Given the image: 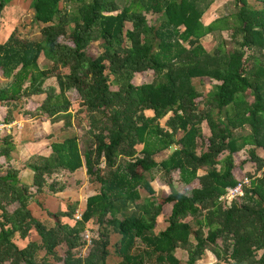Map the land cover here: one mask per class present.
<instances>
[{
	"label": "trees",
	"instance_id": "obj_1",
	"mask_svg": "<svg viewBox=\"0 0 264 264\" xmlns=\"http://www.w3.org/2000/svg\"><path fill=\"white\" fill-rule=\"evenodd\" d=\"M11 1L0 0V20ZM31 8L41 39L15 30L0 42V78L11 79L0 84V123L69 127L75 115L87 131L23 164L32 184L13 165L18 128L0 133V264H198L209 252L218 264H264V0H34ZM42 56L51 68H40ZM52 78L57 85L46 84ZM83 167L100 188L78 219L70 203L50 207L66 184L48 182ZM154 171L181 188L156 196ZM247 176L242 195L221 200ZM142 189L152 192L144 202Z\"/></svg>",
	"mask_w": 264,
	"mask_h": 264
},
{
	"label": "rangeland",
	"instance_id": "obj_2",
	"mask_svg": "<svg viewBox=\"0 0 264 264\" xmlns=\"http://www.w3.org/2000/svg\"><path fill=\"white\" fill-rule=\"evenodd\" d=\"M34 0H12L7 7L5 8V10L3 11V14L1 16V20H0V42L3 43L5 42L9 37L10 34L17 30L18 35L23 38V39H29V40H34V41H38L41 39V34H40V28H41V23L37 22L35 20L34 17V11L31 8V4ZM75 10V6L71 8H69V12L73 13ZM210 10H212L210 12ZM208 12V17L207 22H210L211 20L219 17L220 15H222L223 13V6L220 4L219 6H213ZM212 14L211 18L210 15ZM224 36L227 38L229 35V31H226L223 33ZM206 46L208 48H211L213 46V38L211 36H209L208 38H206L204 40ZM102 43H93V47L96 48H102ZM41 66L44 68L46 66L45 62L46 60L44 59V57H41ZM11 80V79H9ZM9 80H7L4 77L0 78V84L1 86L6 85ZM51 80V79H50ZM136 83L140 84L141 83V76H136L135 78ZM112 82H113V88L118 89L119 86V82L116 81L115 78H112ZM198 83V82H197ZM205 91H210L213 89V85L210 83H208L207 87L202 88ZM75 104L72 107V111L76 113V110L78 108L76 102H74ZM33 120L34 124H45L46 121H48L49 119H31ZM31 120L29 121V125L30 128H33L32 126H34L33 122ZM64 120V119H61ZM165 120H162V125L165 126ZM8 125H11L10 127H7ZM4 124H1L0 127H3ZM15 126H17L19 128V130L23 131V128L25 130L26 127H23L22 121L14 122L12 124H5L4 128H8V130H13V128ZM42 127L39 128V130H41ZM18 130V131H19ZM86 131H87V127H86V122H78L76 120V116L73 115V119H72V126L69 128V130H67V132H65L64 134H62V138L65 137H76L77 141L78 140H83V137L86 135ZM203 134L206 137L211 136V132H210V127L208 122H204L203 124ZM15 135L18 136V133L15 132ZM181 136V135H180ZM49 137V136H48ZM175 149V146H173ZM14 151V150H12ZM171 152V151H170ZM257 153L260 156L264 157V150L263 149H257ZM248 153V149L246 148L245 150H241L239 153H237V155L240 158H244L245 156H247ZM169 153L168 152H163L160 155H157L155 157L157 162H161L162 160L160 159V157H168ZM39 155H32L29 157V159L27 160V163H34L36 161H38V157ZM244 171H249V172H254V167L251 164H245L244 165ZM154 175L155 179H151L149 174H148V178L151 181V185L155 190V194L158 197H163L165 195H168L169 193H171V191H173L174 189L177 188H181V185L176 184L174 187L171 186L170 184L166 183L160 176V173H158L157 171H154ZM245 178V177H244ZM54 179H56L57 181H59V184H66V188L63 191H59V194L62 198L60 197H53V199H51L54 204L56 205L57 209L60 210H66L67 209V201L68 198L71 199L70 204L73 205L74 208H82L84 209L85 205H83V203H86V200L88 198V196L93 195L95 193L98 192L100 185L98 183H94L93 181L90 182L89 179L84 180L82 179V175L78 174L77 175V179H82L81 181L77 182L76 180H72V178L66 179L65 177H60L58 174H55L53 177H51L49 179V183H51V181H53ZM46 190H49L48 186H45ZM142 200H140V202H144L145 198L147 196H151L152 192H150L148 189H142ZM69 201V200H68ZM49 203V202H48ZM132 211H135V208L133 207ZM44 214V213H43ZM42 214V215H43ZM169 215V208L168 206L165 208V210H163V212L161 213V215L158 218V227L156 229V231H162L163 229H165L167 222H166V218ZM112 235L114 234L113 232H111ZM113 243H115V235H113ZM177 257L182 259L183 261H187L189 259V255L187 252L183 251V250H178L176 253ZM198 264H218V260L216 258L215 255H213L212 253H208L207 256L201 260Z\"/></svg>",
	"mask_w": 264,
	"mask_h": 264
},
{
	"label": "crops",
	"instance_id": "obj_3",
	"mask_svg": "<svg viewBox=\"0 0 264 264\" xmlns=\"http://www.w3.org/2000/svg\"><path fill=\"white\" fill-rule=\"evenodd\" d=\"M216 6H219V5H216ZM212 14L213 13H211L210 18L212 16ZM42 57H44V56H42ZM41 59L42 58L39 59V65H40L41 69H47V68H51L53 66V63L48 61L44 57V59L46 60V62H45L46 66L43 68L41 66ZM46 84L47 85H50V84L57 85V80L55 78H52L51 80L49 79L46 82ZM34 98L37 100H42L44 98V95L35 96ZM71 111H72V109H71ZM19 121H22L23 127L27 126V128H25V130L23 128V131H22V130H19V128L17 126H15V127L13 126L14 128H18V130H19V131H15L18 133V136L15 135L14 148H13L14 151H12V153H11V156L13 158V165L16 166L17 168H22L23 164L25 165L27 163V160L29 159V157L34 155V154L40 155L42 157H49L50 153L47 151L48 147H50L53 144L63 143L67 138H70V137L62 138V134L67 132V130H69V128L72 126L71 125L69 127H66L65 126V120H61V119L51 120L50 119V120L46 121L45 124H39V123L34 124L33 120H31L34 124V126H32L33 128H30L28 120H18L16 122L18 123ZM40 127H42L41 130H39ZM14 128H13V130H14ZM139 149L142 150L143 146L139 147ZM162 153H160V154H162ZM166 158H167V156L166 157H162V156L160 157L161 160H164ZM78 174L82 175V179L88 180L87 174H86V169L84 167L77 170L76 173L71 174L70 177L72 178V180H76L77 182H79L82 179H77ZM20 177L22 178V180L25 183L32 184L34 181V172L30 168H25L24 170L22 168L20 171ZM60 177L62 178V175H60ZM66 178H68V177H66ZM53 197L62 198L58 192V193H55L52 197H49L48 202L50 199H53ZM68 200L71 202L70 198H68ZM68 200H66V201L69 204L70 202ZM86 202H87V200H86ZM49 203H50V207H54V210H58L56 205L54 204V202L52 200H50ZM83 205H86V203H83ZM63 220L65 222L71 224V225L75 224V220L70 219L69 217H64Z\"/></svg>",
	"mask_w": 264,
	"mask_h": 264
},
{
	"label": "built area",
	"instance_id": "obj_4",
	"mask_svg": "<svg viewBox=\"0 0 264 264\" xmlns=\"http://www.w3.org/2000/svg\"><path fill=\"white\" fill-rule=\"evenodd\" d=\"M1 124H4V126H5V123H0V125ZM10 126L11 125H8L7 127H10ZM3 127H0V133H3L5 130H8V128H4V130H3ZM249 184H250V178L247 176L241 182H239L237 185L232 186V187H227L226 194L221 197V200H225V199L231 200L237 195H242L244 187L246 185H249ZM75 215H76V218L81 219L82 218V211L77 210ZM86 238L90 242V233L89 232H88V234H86Z\"/></svg>",
	"mask_w": 264,
	"mask_h": 264
},
{
	"label": "clouds",
	"instance_id": "obj_5",
	"mask_svg": "<svg viewBox=\"0 0 264 264\" xmlns=\"http://www.w3.org/2000/svg\"><path fill=\"white\" fill-rule=\"evenodd\" d=\"M77 210H81V208H79V209H77ZM75 213H76V211H75ZM75 213H74V216L76 217ZM89 233H90V232H89ZM86 234H88V232H87ZM90 242L92 243V240H91V233H90Z\"/></svg>",
	"mask_w": 264,
	"mask_h": 264
},
{
	"label": "water",
	"instance_id": "obj_6",
	"mask_svg": "<svg viewBox=\"0 0 264 264\" xmlns=\"http://www.w3.org/2000/svg\"><path fill=\"white\" fill-rule=\"evenodd\" d=\"M175 151L174 147L171 148V154H173Z\"/></svg>",
	"mask_w": 264,
	"mask_h": 264
}]
</instances>
